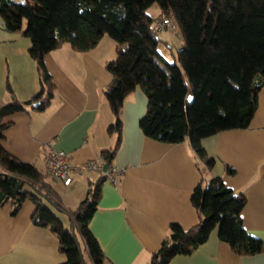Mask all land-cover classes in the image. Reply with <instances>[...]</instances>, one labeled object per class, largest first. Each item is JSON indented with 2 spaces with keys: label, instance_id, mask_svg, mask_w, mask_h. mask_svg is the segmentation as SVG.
<instances>
[{
  "label": "trees",
  "instance_id": "trees-1",
  "mask_svg": "<svg viewBox=\"0 0 264 264\" xmlns=\"http://www.w3.org/2000/svg\"><path fill=\"white\" fill-rule=\"evenodd\" d=\"M154 3L160 7L157 18L148 13ZM0 14L8 31L31 38L29 53L41 85L28 101L19 100L8 85L12 100L0 106V205L13 200L15 214L30 197L37 204L34 224L48 227L57 236L67 264H104L90 222L105 173L90 182L75 209H67L49 173L11 156L1 142L10 124L3 123L6 116L28 106L44 110L54 97L56 87L44 60L47 53L66 43L76 51H90L109 35L118 45L117 57L106 65L112 81L105 97L115 117L109 132H116L118 139L114 148L100 152L101 159L111 166L122 141L125 99L140 86L148 99L139 122L143 134L170 144L188 138L202 175L191 196L200 222L188 229L172 224L149 264H169L177 255L192 253L215 229L237 254L264 251L263 241L244 227L245 198L238 197L222 178L206 181L205 173L215 158L203 146L204 138L221 131L246 129L257 109L258 93L264 87V0H0ZM164 17L177 22L184 39L174 62L164 60L158 50L161 38L156 22ZM36 102L39 105L33 106ZM228 172L235 170L229 167ZM29 187L39 196L29 195ZM43 198L68 214L71 230L41 203Z\"/></svg>",
  "mask_w": 264,
  "mask_h": 264
},
{
  "label": "crops",
  "instance_id": "crops-1",
  "mask_svg": "<svg viewBox=\"0 0 264 264\" xmlns=\"http://www.w3.org/2000/svg\"><path fill=\"white\" fill-rule=\"evenodd\" d=\"M106 40L110 39L104 36L86 52L66 43L45 55L56 87L54 97L44 110L28 106L4 118L3 123H10L1 142L7 153L44 172L51 150L65 151L72 164L98 159L106 164L100 152L114 148L118 139L116 132H109L115 117L105 97L112 81L106 65L116 58L117 47L114 50L112 45L114 52L102 49ZM31 46V38L5 28L0 14V106L12 100L8 85L21 101L40 92ZM147 103L140 86L125 99L122 141L109 166L119 172L115 182L106 177L102 183L98 208L90 222L105 255L104 264H149L172 224L188 229L200 222L191 196L202 175L189 139L170 144L145 136L139 122ZM203 146L215 158L205 173L206 181L222 178L238 197L245 198L241 212L244 227L264 243V87L246 129L221 131L204 138ZM229 167L235 170L233 174ZM100 176V171L82 170L74 173L70 185L51 176L49 180L62 206L75 209L87 195L90 182ZM27 191L37 194L31 187ZM47 203L59 213L55 215L62 225L71 230L68 214ZM13 208V200L0 205V264H67L57 236L48 227L34 224L37 204L28 197L15 214ZM79 242L85 252L83 241ZM169 264H264V251L237 254L220 240L215 229L204 244L190 254L175 256Z\"/></svg>",
  "mask_w": 264,
  "mask_h": 264
},
{
  "label": "built area",
  "instance_id": "built-area-1",
  "mask_svg": "<svg viewBox=\"0 0 264 264\" xmlns=\"http://www.w3.org/2000/svg\"><path fill=\"white\" fill-rule=\"evenodd\" d=\"M177 27V22L169 17H164L156 22L158 32H162L164 29L176 30ZM46 164L49 175L54 180L61 181L64 185H70L73 181L74 173L81 172L82 170L103 172L112 182L116 181V175L119 172L116 168H108L105 171L103 162L100 159L81 165L72 164L69 155L63 150L49 151L47 153Z\"/></svg>",
  "mask_w": 264,
  "mask_h": 264
},
{
  "label": "rangeland",
  "instance_id": "rangeland-1",
  "mask_svg": "<svg viewBox=\"0 0 264 264\" xmlns=\"http://www.w3.org/2000/svg\"><path fill=\"white\" fill-rule=\"evenodd\" d=\"M19 2H22L23 0H18ZM148 13L153 16L154 18H157L160 14V7L157 3H154L151 7L148 9ZM159 36L161 38V41L158 46V50L164 60L168 62H174L176 60V55L178 53V50L183 46L184 39L181 33L180 28H177L176 30L172 29H164L162 32L159 33ZM106 39H110L109 41L106 40L102 43V49L105 47L107 51L111 50L113 51L117 47L118 43L113 40L109 35L105 36ZM113 45V46H112ZM114 52V51H113ZM116 57H117V53ZM43 198V203L48 206L47 200ZM53 209V208H52ZM55 211V209H53ZM55 213L59 214L55 211ZM63 219L65 220V215H62Z\"/></svg>",
  "mask_w": 264,
  "mask_h": 264
},
{
  "label": "water",
  "instance_id": "water-1",
  "mask_svg": "<svg viewBox=\"0 0 264 264\" xmlns=\"http://www.w3.org/2000/svg\"><path fill=\"white\" fill-rule=\"evenodd\" d=\"M190 100H192V97H190ZM37 105H39V102L34 103V106H37ZM108 167H109V165L108 164H105L104 165V170L106 171L108 169Z\"/></svg>",
  "mask_w": 264,
  "mask_h": 264
},
{
  "label": "clouds",
  "instance_id": "clouds-1",
  "mask_svg": "<svg viewBox=\"0 0 264 264\" xmlns=\"http://www.w3.org/2000/svg\"><path fill=\"white\" fill-rule=\"evenodd\" d=\"M175 21V20H174ZM178 25V24H177ZM178 28V27H177ZM160 33V32H159Z\"/></svg>",
  "mask_w": 264,
  "mask_h": 264
}]
</instances>
